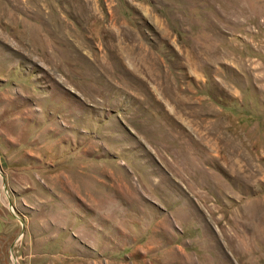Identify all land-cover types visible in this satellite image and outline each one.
I'll return each instance as SVG.
<instances>
[{"label":"rangeland","instance_id":"rangeland-1","mask_svg":"<svg viewBox=\"0 0 264 264\" xmlns=\"http://www.w3.org/2000/svg\"><path fill=\"white\" fill-rule=\"evenodd\" d=\"M0 264H264V0H0Z\"/></svg>","mask_w":264,"mask_h":264}]
</instances>
